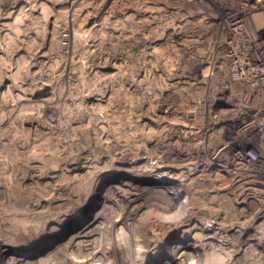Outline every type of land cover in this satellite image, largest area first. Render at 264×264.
I'll return each instance as SVG.
<instances>
[{"label":"rangeland","instance_id":"1","mask_svg":"<svg viewBox=\"0 0 264 264\" xmlns=\"http://www.w3.org/2000/svg\"><path fill=\"white\" fill-rule=\"evenodd\" d=\"M263 16L264 0H0V264L53 253L99 212L90 239L112 255L125 233L151 264L192 262L193 245L195 264H264V142L241 173L210 159L216 99L253 98L230 89L229 22L260 40Z\"/></svg>","mask_w":264,"mask_h":264},{"label":"built area","instance_id":"2","mask_svg":"<svg viewBox=\"0 0 264 264\" xmlns=\"http://www.w3.org/2000/svg\"><path fill=\"white\" fill-rule=\"evenodd\" d=\"M229 27L234 34L227 41L230 47L229 67L235 81L230 89H234L233 85H236L238 90L247 91L253 98H249L240 110L232 109L235 106L227 98L216 99L218 102L211 120V129L215 133L213 139L223 141L213 156L223 153L228 156L226 158H231L236 163L243 162L246 155H253L252 147L264 142V113L261 115L253 110L254 99L264 96V38H253L244 20L231 21ZM186 68L188 66L183 65L177 74L184 76ZM217 89L221 93L228 88L220 86ZM202 123L203 117L200 113L196 110L188 111L182 118L181 133L187 138L199 135L204 128ZM235 127L237 132L244 135L243 140L230 135Z\"/></svg>","mask_w":264,"mask_h":264},{"label":"bare ground","instance_id":"3","mask_svg":"<svg viewBox=\"0 0 264 264\" xmlns=\"http://www.w3.org/2000/svg\"><path fill=\"white\" fill-rule=\"evenodd\" d=\"M261 1V0H260ZM56 2V1H55ZM67 2V1H66ZM52 3V2H51ZM106 3V2H105ZM55 4V3H54ZM61 4V3H60ZM116 11V10H115ZM261 14V13H260ZM258 15V13L256 14ZM260 16V15H258ZM264 17V16H263ZM261 19V18H260ZM262 21V20H261ZM209 28V27H208ZM208 60V59H207ZM205 61V60H204ZM197 62V61H196ZM200 63H205L203 61H200ZM201 65V64H200ZM194 68V67H193ZM166 103V102H165ZM155 156V155H154ZM179 156V155H178ZM228 156H224L223 153H219L213 157H210L211 162L214 165H218V163L223 162V163H227L229 162L230 164H232V167H235V169L237 170L235 173H241L242 172V168L243 166L239 165L238 163H243V162H233L229 159L226 158ZM155 159V158H154ZM174 161V160H173ZM246 164V163H245ZM247 165V164H246ZM253 165L255 166L256 163H252L251 167H253ZM248 166V165H247ZM232 167H230V169H232ZM257 168V167H256ZM249 169V168H248ZM251 169V168H250ZM261 169V168H260ZM246 170V169H245ZM252 171V170H251ZM255 171V170H254ZM259 171V170H258ZM257 171V172H258ZM244 172V171H243ZM186 173V172H185ZM262 173V172H261ZM252 174V173H251ZM257 175V174H256ZM248 176V175H247ZM251 176V175H250ZM255 176V175H254ZM244 177V176H243ZM258 180V179H257ZM253 182V181H252ZM251 183V182H250ZM253 187V186H252ZM256 195V194H255ZM109 204V203H108ZM244 208V207H243ZM245 209V208H244ZM246 210V209H245ZM242 209V213L243 211H245ZM260 210V209H259ZM261 213V212H260ZM128 217V215H127ZM94 218V219H93ZM110 217H105L103 213H96L95 217L92 216V219L90 222L85 223V225L79 227L77 229V231L69 238V240L67 241V244H65V246L62 247H58L57 250H54L53 253H48L47 255L43 256V257H37L34 260H29L27 259V257L24 256H14L11 257L12 261L9 264H144V261L146 262V258L147 261L151 264L153 261V257L154 255L152 253L151 249H142V248H136L135 251L131 250V247L129 246L130 244H126L123 243L122 244V240H125V238L127 237L128 239L130 238L128 235L129 234H119L118 239L116 238V242H115V246L117 247L116 249V253L114 255H112V253H109V250L106 249V244H108V239L107 238H103V240L97 242H92L93 239H90L93 234H94V230L95 229H99L101 228V225H103V223H108ZM126 218V217H125ZM125 218H123V220H120L118 222H115V226H123V224L125 223ZM69 218L63 219L62 221H60V225H62V223L66 220H68ZM127 219V218H126ZM129 219V218H128ZM192 221V220H191ZM96 222V223H95ZM197 223V222H196ZM202 223V222H201ZM125 225V224H124ZM194 225V224H193ZM205 227L207 232H203L202 234H200L199 236H201V241L206 245V241L208 238H212L213 237V232L214 230H212L211 228H209V224L205 223ZM99 228H98V227ZM61 227V226H60ZM56 228V227H55ZM203 228V229H204ZM217 229V228H216ZM219 229V228H218ZM183 230V229H182ZM195 230V229H194ZM192 230V231H194ZM233 230V229H232ZM53 231V230H52ZM202 231V230H200ZM216 233H218V231H215ZM214 232V233H215ZM97 233V232H96ZM95 233V234H96ZM215 233V234H216ZM240 233V232H239ZM232 234V233H231ZM179 235V234H178ZM184 235V234H182ZM133 237V236H131ZM219 237V236H218ZM240 237V236H239ZM90 239V240H89ZM132 239V238H131ZM135 239V238H134ZM133 239V240H134ZM130 240V239H129ZM137 239H135L136 241ZM199 240V239H198ZM239 239H237L238 241ZM93 243V244H89V243ZM125 242V241H124ZM183 243H188L189 242H184ZM229 242V241H228ZM231 242V241H230ZM233 242V241H232ZM95 243V244H94ZM130 243V242H128ZM133 243V242H132ZM136 243V242H135ZM195 243V242H194ZM200 243V241H199ZM198 243V244H199ZM235 243V242H234ZM241 243V242H240ZM243 243V242H242ZM247 243V242H246ZM4 245V244H3ZM193 245V244H192ZM211 245V244H210ZM220 245V244H219ZM202 246V245H201ZM207 246H208V242H207ZM231 246V245H230ZM92 247V248H91ZM134 247V246H133ZM226 247V246H225ZM7 247L1 246L0 245V251L2 253H5V249ZM91 248V249H90ZM193 250L195 253L192 254V257H190L192 262H186L182 259H180L179 256H174L172 257L168 262H166L165 264H195L196 258H198L199 256H202V247L199 250L198 247L193 245ZM235 248V247H234ZM68 249V253H66L67 255L65 256V254L62 255L61 252H64ZM90 249V250H89ZM134 250V249H133ZM221 251V248H220ZM223 251V249H222ZM240 251V249H239ZM132 252L134 254V256H132ZM210 252V251H209ZM218 253V252H217ZM224 253V252H223ZM208 254V253H207ZM5 255V254H4ZM227 256V255H226ZM10 258V260H11ZM26 258V259H25ZM188 258V257H186ZM204 258V257H203ZM204 260V259H203ZM209 260V259H208ZM226 260V259H225ZM213 262V261H212ZM231 262V261H230ZM6 263V262H5ZM204 263V262H202ZM201 263V264H202ZM215 263V262H214ZM212 263V264H214Z\"/></svg>","mask_w":264,"mask_h":264}]
</instances>
